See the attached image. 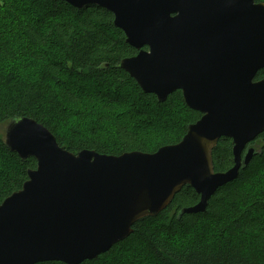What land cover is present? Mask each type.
<instances>
[{
    "label": "water",
    "instance_id": "water-1",
    "mask_svg": "<svg viewBox=\"0 0 264 264\" xmlns=\"http://www.w3.org/2000/svg\"><path fill=\"white\" fill-rule=\"evenodd\" d=\"M101 6L138 52L117 64L158 101L180 90L201 113L179 141L152 152L69 151L42 123L16 116L5 146L35 168L0 202V264H80L124 240L139 219L165 209L183 186L205 210L210 196L257 154L264 131V2L255 0H61ZM144 47H147L145 49ZM232 141L233 165L215 171L212 151Z\"/></svg>",
    "mask_w": 264,
    "mask_h": 264
},
{
    "label": "trees",
    "instance_id": "trees-1",
    "mask_svg": "<svg viewBox=\"0 0 264 264\" xmlns=\"http://www.w3.org/2000/svg\"><path fill=\"white\" fill-rule=\"evenodd\" d=\"M113 18L97 5L0 0V126L16 116L34 118L72 152H152L179 141L201 113L184 103L180 90L158 101L118 67L138 50L125 41ZM263 77L264 68L254 80ZM129 98L142 105L134 108V116ZM121 105L140 130L151 122L143 131L155 137L132 129L122 112L113 117ZM247 145L257 154L210 196L205 210L179 213L199 200L183 186L165 209L137 220L124 240L80 264H264V131ZM231 148L230 138L219 139L212 151L215 171L233 165ZM35 166V158L20 159L0 134V202L21 187Z\"/></svg>",
    "mask_w": 264,
    "mask_h": 264
},
{
    "label": "rangeland",
    "instance_id": "rangeland-1",
    "mask_svg": "<svg viewBox=\"0 0 264 264\" xmlns=\"http://www.w3.org/2000/svg\"><path fill=\"white\" fill-rule=\"evenodd\" d=\"M77 87L79 88V85H77ZM129 100H130V108H129V111H130V114L131 115H133L134 116V108H137V107H141L142 105H141V103L139 102V101H137V100H134V99H132V98H129ZM96 105H97V102L95 103V111H97V107H96ZM124 110H125V108L124 107H122V105H121V107H119V106H115V108H114V115H112L113 117H115V116H117L116 114H121V112H122V114L123 115H126L125 113H124ZM128 118V116L126 115V116H124V118ZM171 117H169V118H167V120H169ZM129 119V118H128ZM138 119H143V118H138ZM129 121V123H130V126H131V128L132 129H134V130H136V131H138V132H140V133H144V131L143 130H145V128L147 127V126H149V124H151V122L149 123V124H146L145 126H144V128H143V130L141 129L140 130V124L137 122L138 120H131V119H129L128 120ZM110 124H106V127H105V129H104V132L106 133V134H108L109 135V129H110ZM176 130V129H175ZM170 131V130H169ZM161 132H163V131H161ZM0 134L1 135H4V125H1L0 126ZM144 135H148L149 136V138L150 139H153L154 137H155V135H154V132H146V133H144ZM124 253H126V250H124V251H120L119 252V261H123V254Z\"/></svg>",
    "mask_w": 264,
    "mask_h": 264
}]
</instances>
